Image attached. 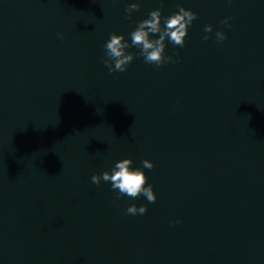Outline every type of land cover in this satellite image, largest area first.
Wrapping results in <instances>:
<instances>
[{"label":"water","instance_id":"95a60500","mask_svg":"<svg viewBox=\"0 0 264 264\" xmlns=\"http://www.w3.org/2000/svg\"><path fill=\"white\" fill-rule=\"evenodd\" d=\"M131 2L0 0V264H264V0H164L198 14L177 62L110 74ZM125 158L155 203L91 182Z\"/></svg>","mask_w":264,"mask_h":264},{"label":"clouds","instance_id":"9594fccd","mask_svg":"<svg viewBox=\"0 0 264 264\" xmlns=\"http://www.w3.org/2000/svg\"><path fill=\"white\" fill-rule=\"evenodd\" d=\"M164 0H160V7L152 10L148 18L138 22L137 27L130 33L131 43H129L123 34H110V38L104 44L105 59L103 63L107 67L109 73L125 72L128 65L132 63L136 55L143 57L146 64L155 65L157 68L177 62L172 55H165L166 43L168 40L173 46L183 48L185 39L188 35V29L193 21L198 18V14L191 9L182 5L178 6V11L170 16H163ZM141 5L138 2H131L124 9L127 14L126 18L131 19L134 11H139ZM230 18L221 21L222 24H228ZM230 26V25H229ZM205 33H212L213 26L211 24L204 26ZM158 34V38H152ZM63 39V34H57ZM216 41L222 43L227 37L224 31H216ZM209 35H205L203 39L207 41ZM131 47H136L139 53L127 51ZM178 56V53L175 54ZM141 168H133V160L125 158L117 161L111 171H103L101 174L91 176V182L99 185L101 181L110 182L112 190H118L119 196H128L135 199L141 195L145 196L149 203L156 202V194L153 185L148 183V177L143 169H153L154 163L148 159L141 161ZM119 196L117 199H119ZM131 215H143L147 212L146 205L137 207L131 204L126 209ZM180 221H176L179 223Z\"/></svg>","mask_w":264,"mask_h":264}]
</instances>
